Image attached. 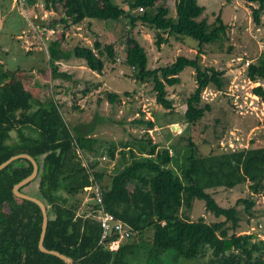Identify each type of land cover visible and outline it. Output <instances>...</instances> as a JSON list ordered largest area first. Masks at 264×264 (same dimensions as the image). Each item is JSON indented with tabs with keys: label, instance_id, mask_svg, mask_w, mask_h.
Here are the masks:
<instances>
[{
	"label": "trees",
	"instance_id": "16d2710c",
	"mask_svg": "<svg viewBox=\"0 0 264 264\" xmlns=\"http://www.w3.org/2000/svg\"><path fill=\"white\" fill-rule=\"evenodd\" d=\"M123 1L126 5L117 0H44L46 9L63 12L48 27L54 29L64 24L70 28L80 26L85 20L128 18L130 32L139 22L154 29L159 49L169 42L170 35L197 40L198 55H178L165 66L150 68L147 48L134 37H128L125 55V62L133 68L134 77L152 83L156 102L169 111L173 110L174 101L169 98L167 87L180 84L181 73L186 68L195 71L197 85L187 99L183 118L190 128L210 108V103L201 105L204 91L209 88L223 91L227 85L226 71L212 65L204 66L199 54H203L206 45L227 34L228 24L220 13L210 22L204 16L206 7L198 0H176L174 16L170 15L167 0ZM244 1L250 6L257 5L253 6L252 15L256 29L260 30L255 32L262 33L264 0ZM25 2L32 6L38 0ZM10 3L11 0H1L5 26ZM259 41L264 43V36ZM105 53L111 61L116 62L119 58L114 43L104 44L96 39L93 46L78 44L73 49H64L62 42L55 39L48 46V62L54 76L70 78L68 72L60 69L58 61L84 60L91 70L101 73L106 65ZM240 67H246L250 81L260 82L252 92L264 102V47L255 61H241ZM12 74L0 62V164L18 153H29L37 159L39 173L21 187V191L39 197L47 205L49 224L44 240L47 248L72 257L75 264H132L129 257L138 247L136 242H126L118 249L100 244L103 229L98 219L100 204L93 199L94 193L90 200L87 199L88 206L82 212L78 205H64L56 196L61 187L68 194L76 195L98 183L105 210L129 225L133 233L154 228L147 264H152V258L158 259V253L165 250H173L188 260L201 259L205 264H264V239L258 231L235 232L242 219L238 205H244L249 222L256 214L254 195H264V145L201 155L193 138L181 135L180 138L187 139L186 144L177 142L162 147L150 133L158 126L156 119H146L142 112L132 123L144 125V135L134 141L133 147L126 143L120 154L125 159L130 155V159L109 172L107 166H100L102 161L95 154L97 138L91 135L93 129L84 131L81 125L71 127L61 112V104L52 97L38 102L21 79L10 81ZM88 91L83 90L85 94ZM106 96L113 104L121 99L115 92L107 91ZM97 102L101 103V99ZM101 143L106 145L105 141ZM115 154L116 146H108L109 161L116 159L119 162ZM33 169L29 159L21 158L0 171V264H66L58 256L39 249L43 223L40 206L13 192L15 184L28 177ZM106 176L110 177L107 183L104 181ZM37 180L38 193L34 194L32 185ZM243 183L248 184L249 197L238 199L230 207L221 205L208 191L234 188ZM197 199L205 201L207 211L222 218L214 222L204 218L190 219L184 212L191 210ZM229 222L232 224L228 225ZM116 238L117 234L108 237L106 243Z\"/></svg>",
	"mask_w": 264,
	"mask_h": 264
},
{
	"label": "rangeland",
	"instance_id": "374dc122",
	"mask_svg": "<svg viewBox=\"0 0 264 264\" xmlns=\"http://www.w3.org/2000/svg\"><path fill=\"white\" fill-rule=\"evenodd\" d=\"M117 1L126 5L123 0ZM167 1L170 15L174 16L176 0ZM198 2L206 7L204 16H207L210 22L220 13L228 24L227 34L221 40L206 45L203 54H199L204 66L212 65L226 71L224 77L227 85L223 91L216 92L215 89L209 88L203 93L201 105L204 107L206 103H210V108L206 110L205 116L190 128L186 126L183 118L187 99L197 85L195 71L186 68L181 73L182 82L167 87L168 96L174 101V108L169 111L156 102L152 83H145L134 77L133 68L125 62V55L128 48L127 39L134 37L147 48L150 68L165 66L172 63L178 55H198V41L192 37L176 38L170 35L169 42L163 43L159 49L155 43V30L139 22L134 31L130 32L128 18L120 21L85 20L80 26L67 28L61 24L52 29L48 27L49 24L54 19H59L63 15L62 11L46 9L44 0H38L32 6H27L25 0H11L5 16L8 23L0 31V62L13 72L10 81L15 78L22 79L38 102L43 101L45 97H52L61 104V112L71 127L81 125L84 131L93 129L90 131L91 135L97 138L95 154L98 155L97 159L102 161L100 166H107L109 172H114L123 166L122 163H127L126 159H130V155L125 159L120 154L126 143L129 142L133 147L134 141L144 135L145 126L132 123L142 112L145 113L146 119L155 118L158 126H161L150 130V133L153 140L162 144V147L177 142L186 144L187 139L180 138L181 135L186 138L191 136L201 155L262 146L264 102L252 92V88L260 82L250 81L246 76V67H240L241 61H255L262 52V41L259 39L264 36V29L262 33L255 32L260 28L256 29L252 15L253 6L257 5L250 6L244 0ZM12 13L13 16L10 15ZM262 18L264 21V14ZM55 39L62 42L64 49H73L78 44L93 46L96 39L104 44L114 43L119 58L116 62L111 61L105 53L106 65L101 73L91 70L84 60H60V69L68 72L71 77L54 76L48 62V46ZM84 89L89 91L85 94ZM107 91L118 93L120 102L110 103L107 100ZM98 99H101V103L97 102ZM171 122L177 123L170 124ZM102 141H105L107 146H103ZM112 145L116 146L115 156L119 162L116 159L109 161L108 146ZM90 156L95 158L94 154ZM115 163L117 166L114 169ZM109 179L110 177L106 176L104 181L107 183ZM208 191L225 207L235 205L238 199L247 198L250 194L247 183L234 188L220 187ZM31 192L38 193V180L32 185ZM81 194L83 198L87 195L85 191ZM254 197L257 202L254 207L256 214L249 222L248 215L244 213V205H238L242 219L235 232L240 234L258 231L264 239V195ZM74 204L76 203L73 202ZM82 204V200L76 204L79 212L88 206V202L86 205ZM184 213L192 220L204 218L207 222L222 218H217L207 211L205 201L198 199L195 200L193 208ZM153 233L154 228L150 227L145 231L133 233L130 239L124 241H142L144 246L149 248L152 245ZM144 258L143 256V261ZM178 258V263L183 264L185 259L179 256ZM152 259V264H161L159 259ZM194 264L205 263L196 259Z\"/></svg>",
	"mask_w": 264,
	"mask_h": 264
},
{
	"label": "water",
	"instance_id": "95a60500",
	"mask_svg": "<svg viewBox=\"0 0 264 264\" xmlns=\"http://www.w3.org/2000/svg\"><path fill=\"white\" fill-rule=\"evenodd\" d=\"M4 26H5V21L3 18V10H2L1 0H0V31L3 30ZM172 127L174 128V126H172ZM21 158L29 159L33 163L34 169H33V172L28 177L24 178L22 181L15 184V186L13 188V192L17 197H20L23 199H28V200H31V201L37 203L42 210L43 223H42V232H41V236H40V240H39V249L42 252L58 256L59 258L63 259L66 262V264H75L74 259L72 257H70L66 254H63L59 250L49 249L45 246L44 240L46 237L48 224H49V215H48L47 205L39 197L21 191V187H23L24 185H27L28 183H30L31 181H33L37 177V175L39 173V163H38L37 159L29 153L14 154L13 156H11L6 161H4L0 164V171L5 169L8 165H10L15 160H18Z\"/></svg>",
	"mask_w": 264,
	"mask_h": 264
},
{
	"label": "built area",
	"instance_id": "2783aa9c",
	"mask_svg": "<svg viewBox=\"0 0 264 264\" xmlns=\"http://www.w3.org/2000/svg\"><path fill=\"white\" fill-rule=\"evenodd\" d=\"M261 43H262L261 46L263 48L264 43L263 42ZM92 179H93V176H92ZM85 192L87 193V198L85 201H87L88 198H91L90 196L91 193H94L95 196L93 197V199L96 201V203L100 204V207L98 210L99 211L98 219L100 220L101 226L103 229L100 244H107L110 249H118L121 245L122 240L124 239L127 240L133 235V232L130 226L122 222L121 220L116 219L110 212L105 210L103 203H102L101 188L98 183H95L92 186L86 187ZM115 234H117V238L111 240L110 243H106L107 242L106 239Z\"/></svg>",
	"mask_w": 264,
	"mask_h": 264
},
{
	"label": "crops",
	"instance_id": "0c3cea01",
	"mask_svg": "<svg viewBox=\"0 0 264 264\" xmlns=\"http://www.w3.org/2000/svg\"><path fill=\"white\" fill-rule=\"evenodd\" d=\"M19 79V78H18ZM22 80V79H21ZM23 81V80H22ZM24 83V81H23ZM25 84V83H24ZM170 124H175L173 122H171ZM161 128V127H160ZM85 163H88V161L85 159ZM38 186H39V183H38ZM82 192L76 194V195H71V194H68L66 192V190L61 187L57 193H56V196L57 198L59 199V201L64 204V205H68V206H71L73 205V202H75L76 204H78V202H80L82 200L83 204L82 205H86L87 204V201L86 200V196L83 198ZM87 194V193H86ZM80 195V196H79ZM79 196V197H78ZM75 198H76V201H75ZM80 198V200L78 201V199ZM74 204V205H76ZM130 239V238H129ZM128 240V239H127ZM126 241V240H125ZM124 240L121 241V244H124L126 243ZM136 242V241H135ZM128 243V242H127ZM134 243V242H132ZM137 243V248H136V251L133 255H131L129 257V261L132 263V264H147V261L149 260L150 256H151V246L149 248H147L146 246H144V244L142 243V241H140L139 243ZM145 257V261H143L142 257ZM158 259L160 260V263L161 264H179L178 263V255L175 251L173 250H165L163 252H160L158 253ZM185 259V258H184ZM196 260V259H195ZM195 260H188V259H185L184 263L183 264H194Z\"/></svg>",
	"mask_w": 264,
	"mask_h": 264
}]
</instances>
